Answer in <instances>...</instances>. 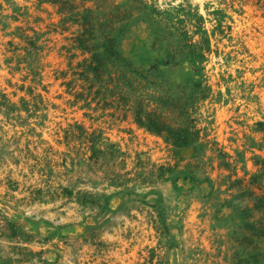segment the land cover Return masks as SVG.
<instances>
[{"label": "rangeland", "instance_id": "rangeland-1", "mask_svg": "<svg viewBox=\"0 0 264 264\" xmlns=\"http://www.w3.org/2000/svg\"><path fill=\"white\" fill-rule=\"evenodd\" d=\"M0 264H264V0H0Z\"/></svg>", "mask_w": 264, "mask_h": 264}, {"label": "trees", "instance_id": "trees-1", "mask_svg": "<svg viewBox=\"0 0 264 264\" xmlns=\"http://www.w3.org/2000/svg\"><path fill=\"white\" fill-rule=\"evenodd\" d=\"M106 54L116 60L117 63L123 64L124 66L134 70V73H137L141 77L149 78V74L145 72L144 69L140 67H136L134 65V61L128 57H124L118 50L116 39L109 38L106 45ZM177 57L176 53L169 55L167 58V62H172ZM102 61V59H100ZM156 68V67H154ZM97 69V68H96ZM199 86L197 84L194 85ZM161 104L168 109L170 112H174L177 114L178 117L185 116L187 114V110H185L186 102H183L181 97H161L160 100ZM183 124L181 125H174L175 122L170 123L161 113L157 111L148 112L146 114L145 119L143 116H139L138 121L142 124L147 125L149 128L155 130L156 132L165 135L166 137H172L175 142L180 146H187L190 145L194 140L197 139V132H192L190 130L191 126L186 124L187 120H182Z\"/></svg>", "mask_w": 264, "mask_h": 264}]
</instances>
